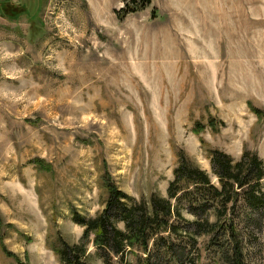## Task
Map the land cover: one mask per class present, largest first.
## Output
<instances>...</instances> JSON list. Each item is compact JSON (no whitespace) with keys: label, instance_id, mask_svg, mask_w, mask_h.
Segmentation results:
<instances>
[{"label":"rangeland","instance_id":"374dc122","mask_svg":"<svg viewBox=\"0 0 264 264\" xmlns=\"http://www.w3.org/2000/svg\"><path fill=\"white\" fill-rule=\"evenodd\" d=\"M140 1L0 0V264H60L48 241H79L105 172L148 199L179 149L207 172V146L264 166V0ZM215 228L195 264H264V208L239 200Z\"/></svg>","mask_w":264,"mask_h":264},{"label":"trees","instance_id":"16d2710c","mask_svg":"<svg viewBox=\"0 0 264 264\" xmlns=\"http://www.w3.org/2000/svg\"><path fill=\"white\" fill-rule=\"evenodd\" d=\"M148 1L140 2L145 4ZM208 124L211 128L216 126L212 118ZM195 130L198 132L200 126ZM200 141L206 145L203 138ZM205 153L210 172L202 169L183 149L177 151L173 179L165 196L152 193L148 199H137L118 187L111 175L105 172L101 181L105 192L103 209L92 217L74 212L73 221L83 227L79 241L69 243L58 237L55 242L48 241L49 248L60 264H89V243L97 248L103 264H182L184 261L195 264L200 257L198 237L211 235L212 239L216 238L218 220L239 200H242L245 210L264 208V166L256 153L244 150L238 159H234L228 153L209 146L205 147ZM212 176L216 178L217 185ZM209 209L215 211L214 222H210L208 214H205ZM249 221L259 226L262 214L250 216ZM225 232L234 239L232 253L237 261L241 250L232 224ZM187 252L191 257L195 252L197 257H188ZM221 254L228 256L224 251ZM128 255L135 256V262H130Z\"/></svg>","mask_w":264,"mask_h":264}]
</instances>
